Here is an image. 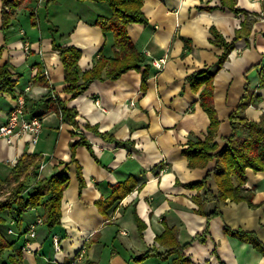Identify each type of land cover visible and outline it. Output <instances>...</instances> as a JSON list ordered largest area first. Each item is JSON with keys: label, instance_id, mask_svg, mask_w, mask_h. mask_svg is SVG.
<instances>
[{"label": "crops", "instance_id": "0c3cea01", "mask_svg": "<svg viewBox=\"0 0 264 264\" xmlns=\"http://www.w3.org/2000/svg\"><path fill=\"white\" fill-rule=\"evenodd\" d=\"M220 6L221 0L143 1L149 25L132 24L128 34L147 63L166 57L164 69L153 67L145 88L141 73L129 71L115 81H95L85 94L69 101L68 107L78 110L77 132L90 141L96 156L95 159L85 146L76 150L86 186L80 193L76 165L70 164L62 220L52 229L43 223V207L27 210L19 220L13 211L3 213L0 230L12 248L0 257V264H13L10 258L20 264H136L132 258L148 248L158 246L164 250L155 239L166 226L177 229L181 244L188 243L184 252L194 264H264V256L253 245L224 232L225 226L254 232L264 243V173L249 170L247 174L246 187L254 192V206L246 202L221 203L222 216L211 221L204 243L196 239L207 226L206 217L195 211L198 205L194 197L198 192L183 186L206 177L215 164L190 168L182 154L189 141L205 139L210 124L200 106L199 94L193 93L186 82L190 74L206 68L216 70L214 106L220 125L215 141L220 149L225 144L223 138L231 133L229 117L247 81L263 97L261 103L247 109V116L258 122L264 113V89H258L264 67V0H237L236 7L248 11L247 15ZM206 7L220 8L207 11ZM32 9L36 13L35 26L31 22ZM110 15L105 3L58 0L46 8L43 0L18 8L5 34L0 2V47H5L0 64L10 65L18 84L17 95L26 99V115L43 118L35 146L26 139L13 146L0 142L1 200L16 184L12 169L24 153L37 154L41 159L37 176L29 177V187L38 179L57 174L71 161L70 143L79 137H72V126L63 123L53 108L54 98H70L64 93V69L53 42L79 48L80 67L85 72L94 66L103 47L107 57L113 55V35L105 36L94 25L99 16ZM246 18L252 22L250 34L236 42L219 68L216 64L224 49L212 43L211 27L231 42ZM15 104L16 98L0 94V124L7 120ZM87 125L96 126L99 132L123 144L103 140L87 130ZM130 178L137 187L106 218L96 203L110 197L115 185ZM208 186L217 192L213 178ZM215 206L208 203L206 212H212ZM134 210L147 225L143 238L134 222ZM53 235L60 236L61 252L54 249ZM120 249L125 251L124 256ZM82 252L83 258L75 262ZM175 257L167 261L151 258L137 264H172Z\"/></svg>", "mask_w": 264, "mask_h": 264}, {"label": "trees", "instance_id": "16d2710c", "mask_svg": "<svg viewBox=\"0 0 264 264\" xmlns=\"http://www.w3.org/2000/svg\"><path fill=\"white\" fill-rule=\"evenodd\" d=\"M77 1L83 2L86 0ZM90 1L105 3L111 10L109 17L99 16L94 25L99 26L105 36L108 34L113 35V55L107 57L104 54L103 47L99 51V56L94 66L83 72L80 67L82 51L73 45H61L55 40L53 42V49L58 52L64 69V93L70 96L66 100L54 98L53 108L60 113L63 123L72 126V137H79L77 141L70 143L71 161L68 164H64L57 174L50 178L38 179L34 186L29 187V177L31 174L37 176L41 159L37 154L24 153L12 169V175L16 179V184L5 198L0 200V226L4 222L2 214L6 211H13L16 219L19 220L27 210L37 207L44 208L43 223L49 229L61 223L63 195L70 181V164L76 165L80 193L86 186L82 167L76 157L77 148L85 146L96 159L90 141L82 133L77 132L80 129L77 121L78 110L75 107H68L69 101L85 94L93 82L115 81L129 71L141 73L142 87L145 88L153 70L151 64L147 63L145 55L135 46L128 34V27L132 24L149 25V20L143 12L144 0ZM0 2L2 31L6 34L11 26L15 11L24 4L37 5L39 0H0ZM57 3L58 0H46V8ZM236 5L237 0H221L220 7H226L236 14H248V11L238 8ZM220 7H206L204 10L211 11ZM30 16L32 25L35 26L36 13L34 9L31 10ZM251 23V20L246 18L242 23L241 29L237 31L236 38L231 42H228L215 27H211L212 43L224 49L216 64L219 68L228 60L229 55L235 49L236 42L250 34ZM54 32H57V30L55 29ZM185 42L187 46L188 41L185 40ZM4 48V46L0 47V60ZM259 66L260 64L252 67V69ZM215 75L216 70L206 68L196 71L186 78V82L193 93L199 94L200 106L209 116L210 124L207 128L205 139L189 141L187 146L183 148L182 154L187 158L190 168H207L209 163H215L214 167L203 179L183 184L185 188L198 192L194 197V202L198 205V209L195 211L207 219L205 231L196 236V239L202 243L206 242L207 236L210 233L211 221L214 218L222 216L221 203L228 201L236 203L246 202L250 206H254V192L246 187L248 181L247 174L249 170L255 173H264V113L258 122L251 120L246 113L250 106H255L262 102V95L256 93V89L252 88L250 82L247 81L239 104L229 117L231 133L223 138L225 144L220 149L215 141L220 125L218 113L214 106ZM17 87L18 84L17 81L13 80L10 65L8 63L0 64V94H7L13 98H17ZM258 89H264V67ZM86 129L107 142H113L117 145L123 144V142L116 140L112 135L99 132L96 126L91 127L87 125ZM211 178L215 180L217 192H214L208 186V181ZM136 187L137 182L131 178L123 183H118L113 187L112 195L106 199H100L96 205L100 212L106 218H109L108 212ZM212 202L216 204L215 209L208 213L206 212V205ZM133 218L137 225L139 236L143 238L147 225L135 210L133 211ZM224 232L232 238L253 245L264 256V243L254 232L241 229L234 230L228 226L224 227ZM155 243L163 246L164 250L161 251L158 246H153L141 255L133 257L132 260L136 263H143L151 258L167 261L172 256H176L172 264H194L192 259L184 252L188 243L181 244L176 228L166 226L164 232L156 237ZM10 248H12V244L9 243L0 230V257ZM10 261L13 264H20L15 258H10Z\"/></svg>", "mask_w": 264, "mask_h": 264}, {"label": "built area", "instance_id": "2783aa9c", "mask_svg": "<svg viewBox=\"0 0 264 264\" xmlns=\"http://www.w3.org/2000/svg\"><path fill=\"white\" fill-rule=\"evenodd\" d=\"M42 2L43 0H39ZM26 51L29 52V46H26ZM167 63V58L151 59L150 64L158 71H162ZM26 99L18 96L16 104L10 111L7 120L0 124V142L13 146L18 142L27 140L30 145L35 146L43 128V118L40 116H27L25 113ZM42 168V167H41ZM31 234H35V226L31 227ZM53 245L56 252H61L60 236L53 235ZM83 258V252L74 259L79 261Z\"/></svg>", "mask_w": 264, "mask_h": 264}, {"label": "rangeland", "instance_id": "374dc122", "mask_svg": "<svg viewBox=\"0 0 264 264\" xmlns=\"http://www.w3.org/2000/svg\"><path fill=\"white\" fill-rule=\"evenodd\" d=\"M1 200V199H0ZM113 240V239H112ZM120 244V246H118V248H121V243H119ZM109 246H112L111 245V243L109 244ZM120 252H121V254H122V256H124L125 255V251L124 250H122V249H120ZM123 259V258H122ZM116 264H120V263H116ZM137 264V263H136Z\"/></svg>", "mask_w": 264, "mask_h": 264}]
</instances>
